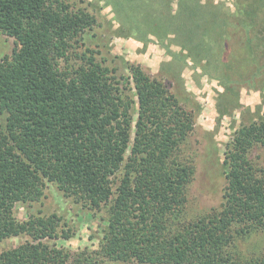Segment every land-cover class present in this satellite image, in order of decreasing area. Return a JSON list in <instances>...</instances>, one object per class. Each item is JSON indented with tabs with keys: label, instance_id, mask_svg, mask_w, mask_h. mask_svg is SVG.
Listing matches in <instances>:
<instances>
[{
	"label": "trees",
	"instance_id": "trees-1",
	"mask_svg": "<svg viewBox=\"0 0 264 264\" xmlns=\"http://www.w3.org/2000/svg\"><path fill=\"white\" fill-rule=\"evenodd\" d=\"M67 1L0 0V33L15 39L0 61V244L32 239L0 252V264L67 263L65 251L43 241L60 238L61 217L14 216L17 203L40 201L47 183L90 210L106 208L102 253L113 264H264L235 250L236 234L264 228V168L250 159L264 144V121L242 126L228 145L222 209L183 222L194 171L175 151L194 129L192 113L138 65L127 77L137 101L125 95L116 70L78 52L96 19ZM236 6L237 20L225 9L229 18L210 20L200 0H179L175 11L161 6L168 33L157 20L148 30L186 37L182 45L191 41L199 59L222 50L242 74L246 52L264 56V0ZM257 67L248 82L264 91V64Z\"/></svg>",
	"mask_w": 264,
	"mask_h": 264
},
{
	"label": "rangeland",
	"instance_id": "rangeland-1",
	"mask_svg": "<svg viewBox=\"0 0 264 264\" xmlns=\"http://www.w3.org/2000/svg\"><path fill=\"white\" fill-rule=\"evenodd\" d=\"M67 2L73 11L84 10L96 19L93 30L84 34L78 52L81 54L89 49L99 63L116 70L125 95L137 101L134 86L127 77L129 66L138 65L192 113L194 129L175 151L177 160L194 171L187 185L183 222L198 221L220 211L227 185L224 160L228 145L242 126L264 121V91L261 86L248 82L253 78V74H248L250 67L259 69L257 66L264 64V56L261 52H246L243 64L246 66L240 70L243 73L236 75L237 71L230 68L222 50L204 54L205 58L199 59L194 55V45H189L191 41L186 47L182 45L188 41L186 37L180 36L178 40L175 33L162 37L159 31L148 30L157 20L156 25L161 23V31L168 33L171 23H164L171 17L167 13L169 8L177 10L179 0ZM200 2L210 20L214 15L217 20L229 18L223 9L237 20L236 0ZM162 5L168 9L167 13L162 12ZM14 47L15 39L0 33V61L12 55ZM72 57L75 66L81 64L79 57ZM259 71L264 75V69ZM250 159L257 168H264V144H257L252 149ZM53 214L62 218L61 236L43 241L52 248L65 251L69 256L66 264L114 263L102 253L109 218L106 208L90 210L74 198L66 197L52 183H47L40 201L17 203L14 207V216L19 222L27 221L33 215L46 217ZM63 230L69 232V239L64 237ZM235 238V250L243 259L264 260V228L236 234ZM28 240L32 239L26 234L6 239L0 244V252L18 248Z\"/></svg>",
	"mask_w": 264,
	"mask_h": 264
}]
</instances>
